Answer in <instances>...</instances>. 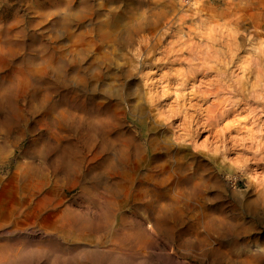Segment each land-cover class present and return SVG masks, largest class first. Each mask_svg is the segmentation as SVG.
Here are the masks:
<instances>
[{
    "label": "rangeland",
    "instance_id": "1",
    "mask_svg": "<svg viewBox=\"0 0 264 264\" xmlns=\"http://www.w3.org/2000/svg\"><path fill=\"white\" fill-rule=\"evenodd\" d=\"M0 264H264V0H0Z\"/></svg>",
    "mask_w": 264,
    "mask_h": 264
},
{
    "label": "bare ground",
    "instance_id": "2",
    "mask_svg": "<svg viewBox=\"0 0 264 264\" xmlns=\"http://www.w3.org/2000/svg\"><path fill=\"white\" fill-rule=\"evenodd\" d=\"M136 167H137V164H136ZM177 168V167H176ZM89 175V174H88Z\"/></svg>",
    "mask_w": 264,
    "mask_h": 264
}]
</instances>
